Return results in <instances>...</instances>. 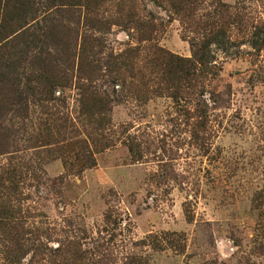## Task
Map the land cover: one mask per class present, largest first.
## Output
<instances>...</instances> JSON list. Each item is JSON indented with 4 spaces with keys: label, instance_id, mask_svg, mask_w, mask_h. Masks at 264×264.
Returning <instances> with one entry per match:
<instances>
[{
    "label": "rangeland",
    "instance_id": "374dc122",
    "mask_svg": "<svg viewBox=\"0 0 264 264\" xmlns=\"http://www.w3.org/2000/svg\"><path fill=\"white\" fill-rule=\"evenodd\" d=\"M61 1L0 21V264H264V0Z\"/></svg>",
    "mask_w": 264,
    "mask_h": 264
},
{
    "label": "trees",
    "instance_id": "16d2710c",
    "mask_svg": "<svg viewBox=\"0 0 264 264\" xmlns=\"http://www.w3.org/2000/svg\"><path fill=\"white\" fill-rule=\"evenodd\" d=\"M45 2L51 6L50 8L56 7L55 9H58L60 5H64L61 4V0H45ZM37 4V0H0V21H3L4 14L11 10L16 20H22L24 18L27 20L21 27L27 25L30 27L31 22L35 20L32 15L36 12ZM28 20H30L29 23ZM19 100H22V98ZM6 220H8L6 213L0 210V225H6Z\"/></svg>",
    "mask_w": 264,
    "mask_h": 264
}]
</instances>
